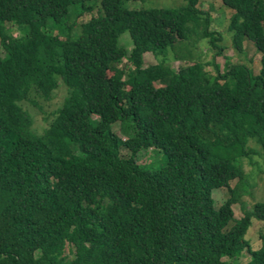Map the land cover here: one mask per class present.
<instances>
[{"label":"trees","instance_id":"obj_1","mask_svg":"<svg viewBox=\"0 0 264 264\" xmlns=\"http://www.w3.org/2000/svg\"><path fill=\"white\" fill-rule=\"evenodd\" d=\"M127 1L0 0V264H237L244 251L239 264H264V232L257 248L246 239L264 201L238 218L233 210L249 140L264 152V0H220L233 10V48L250 40L260 69L227 60L213 76L200 61L174 71L166 58L189 34L222 54L199 0ZM147 53L156 64L144 66ZM60 82L67 94L39 134L22 102L39 107L35 96L50 100ZM116 121L127 122L124 139ZM149 148L164 166L137 163ZM213 188L229 194L216 207Z\"/></svg>","mask_w":264,"mask_h":264},{"label":"rangeland","instance_id":"obj_2","mask_svg":"<svg viewBox=\"0 0 264 264\" xmlns=\"http://www.w3.org/2000/svg\"><path fill=\"white\" fill-rule=\"evenodd\" d=\"M91 3V2H90ZM185 3L184 0H128L125 2L127 8H143V7H180ZM92 6V10L85 11L83 14L78 16L75 21L76 24L73 26V31L79 30V25L82 22L87 21L91 16L98 14L99 4L95 3ZM198 9L203 11L208 16V29L216 30L222 34V41L220 42L224 49L221 55L214 56V50L210 49L207 44V38L199 37L194 35H188L186 39L177 41L174 44V52L170 48L167 49L166 58L170 68L174 71L184 67L193 61H200L204 65V69L210 74L215 75L217 69L218 73L224 72L226 61L230 63H242L247 66L254 74L258 73L260 69L259 64V53L248 39L244 41V52L238 53L232 46V34L227 30L228 22L233 10L222 4L220 0H199ZM69 22H72L70 20ZM13 33H17L16 29L10 27ZM51 33H57L58 30L48 28ZM73 32V33H74ZM118 43L123 46L125 53H130L132 48V40L126 30L121 32L118 38ZM181 61H173L172 58L175 56ZM4 57L3 48L0 45V58ZM157 59L154 55L147 53L144 55V66L156 64ZM119 68H126L127 64L125 59H122L118 64ZM67 87L60 82L59 87L53 92V96L50 100H45L42 97L35 96V101L38 106L22 102V107L31 114L33 125L32 128L35 132L42 134L45 129L50 125L53 120L56 111L61 106L64 97L67 94ZM127 122L121 123L116 121L112 124V130L115 131L121 138H125L128 127ZM124 126V127H123ZM249 146L255 149V153L251 155L250 159H244V169L247 173V179L245 182L238 183L236 188L238 191V200L233 204L234 217L238 218L243 216L244 210L252 207L256 201H264V152L253 142L249 140ZM121 156L126 157L127 151L123 148L120 150ZM146 152V153H144ZM137 163L148 168H159L165 165V159L163 154L154 148L143 150L136 156ZM237 180L230 181L231 186H235ZM226 188H213L211 189V197L213 204L216 207L222 203L228 196ZM264 232V221L253 220L249 232L246 236L251 242L253 248H257L260 244L259 236ZM250 259V254L246 251L241 252L240 255L234 258V262L239 264L247 262Z\"/></svg>","mask_w":264,"mask_h":264}]
</instances>
